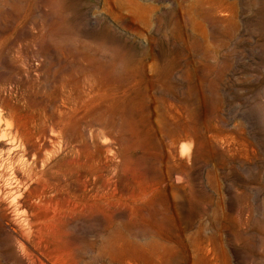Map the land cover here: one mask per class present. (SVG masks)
Segmentation results:
<instances>
[{"label":"rangeland","instance_id":"374dc122","mask_svg":"<svg viewBox=\"0 0 264 264\" xmlns=\"http://www.w3.org/2000/svg\"><path fill=\"white\" fill-rule=\"evenodd\" d=\"M35 236L264 264V0H0V264Z\"/></svg>","mask_w":264,"mask_h":264},{"label":"bare ground","instance_id":"6f19581e","mask_svg":"<svg viewBox=\"0 0 264 264\" xmlns=\"http://www.w3.org/2000/svg\"><path fill=\"white\" fill-rule=\"evenodd\" d=\"M9 203L11 202L9 201ZM20 209L22 208L19 209L17 208V211ZM17 211L16 208H14V210L11 211L9 218L5 219L4 225L12 233H14L17 236H20V238L25 241L23 226L17 220ZM35 237H36V241L34 242V245H32L34 252L31 254L29 258L33 264H43L44 261L46 262L45 264H47V262L48 264H80L77 260L73 258L69 260L65 258L63 255L56 253L54 250L49 251V249L52 248L50 247L51 241L48 242L44 240L41 236H35ZM116 241L117 239L113 242V244L117 243ZM23 245L24 244L20 245L21 253L24 251ZM108 246L109 243L107 242L106 239L102 244V246L100 247V254L102 255L101 257L105 258L108 255V252H110V250H113L115 251L114 253L118 255V257H114V258H118L115 260L116 264H173L171 261L172 256L169 255L170 248L166 244L158 241H152L151 243H137L136 241H130L128 239L122 238V240H120L113 247V249H108ZM140 255H146V257L144 256L140 257ZM111 262L102 261L99 264H111ZM88 264H96V263L90 262Z\"/></svg>","mask_w":264,"mask_h":264}]
</instances>
